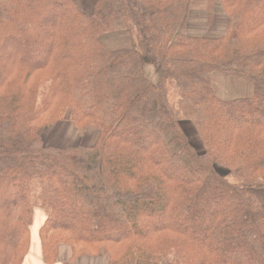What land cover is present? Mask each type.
I'll use <instances>...</instances> for the list:
<instances>
[{
	"label": "trees",
	"instance_id": "obj_1",
	"mask_svg": "<svg viewBox=\"0 0 264 264\" xmlns=\"http://www.w3.org/2000/svg\"><path fill=\"white\" fill-rule=\"evenodd\" d=\"M196 1L97 0L87 14L76 0H0V264L30 252L35 181L45 264L63 245L72 263L264 264L252 192L264 189V0H206L208 27L217 3L228 18L219 37L192 33ZM119 32L131 49L102 42ZM215 73L253 97L219 98ZM64 121L99 130L96 145L47 147L42 131Z\"/></svg>",
	"mask_w": 264,
	"mask_h": 264
},
{
	"label": "crops",
	"instance_id": "obj_2",
	"mask_svg": "<svg viewBox=\"0 0 264 264\" xmlns=\"http://www.w3.org/2000/svg\"><path fill=\"white\" fill-rule=\"evenodd\" d=\"M97 0H76L81 10L87 14L92 13L94 5ZM208 9L201 8L200 3L195 2L194 9L191 14V26L192 33L195 36L207 35L211 37H219L226 34L228 26V18L224 14L222 6L217 3L214 7V17L210 27L207 25ZM195 21L204 22V24H195ZM203 21V22H202ZM207 28L211 30H206ZM124 38V45L128 43L127 38ZM112 44H117L113 41ZM111 50H127L131 49V46H127L124 49L113 48L108 46ZM147 73L149 77L154 80L153 68H148ZM211 83L215 90L216 95L227 101L251 98L254 95V87L251 83L232 79L223 76L222 74L215 73L211 76ZM42 137L47 147L52 148H72V147H92L95 146L99 137L100 131L95 128H89L87 130H78L74 124L70 121H64L55 126L49 127L42 131ZM45 223V222H44ZM71 248L63 245L59 248V261L57 264H109L108 256L106 253H102L97 258L85 257L79 259L76 262H71ZM24 264H45L42 258L41 243L39 251L31 248L28 256L26 257Z\"/></svg>",
	"mask_w": 264,
	"mask_h": 264
},
{
	"label": "rangeland",
	"instance_id": "obj_3",
	"mask_svg": "<svg viewBox=\"0 0 264 264\" xmlns=\"http://www.w3.org/2000/svg\"><path fill=\"white\" fill-rule=\"evenodd\" d=\"M197 3H200L201 8H206L207 6L206 0H197ZM200 23L201 21H195V24L197 25ZM201 24H204V22ZM206 30H211V29L207 28ZM123 36H125L128 41V43L125 45H124ZM113 41H116L117 44H112ZM102 42L105 43L106 46H112L113 48H118V49H124L127 46H131L132 48L133 46L130 34L128 32L108 33L102 37ZM165 125L166 124L164 123L160 124V126L158 127V132L165 138L167 144L171 145L172 144L171 134H170L171 131L168 132L167 127ZM184 126H185L186 136L188 137L190 142L193 144V146H195L196 150L199 151V149L196 147L198 143L200 144V138L198 137L197 131L193 128L192 124L188 121L185 122ZM174 143L177 149H179L178 153L180 152L182 154L183 156L182 158H184L185 161L187 162L186 164H188L189 161L184 151L182 150V146L177 142V140H175V138H174ZM180 153L179 155L181 156ZM219 169H220V172L223 173L225 176L228 175L229 172L227 170L222 169V168H219ZM32 191H33L32 199L35 204V216H34V221L31 227L32 250L35 251L37 249L39 251L40 249V230L48 215V209H47L48 193L46 189V184L41 181H35L33 183ZM252 192L259 199L264 201V189H253Z\"/></svg>",
	"mask_w": 264,
	"mask_h": 264
}]
</instances>
